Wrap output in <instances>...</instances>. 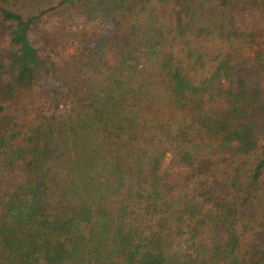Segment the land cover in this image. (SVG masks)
<instances>
[{
  "label": "trees",
  "instance_id": "1",
  "mask_svg": "<svg viewBox=\"0 0 264 264\" xmlns=\"http://www.w3.org/2000/svg\"><path fill=\"white\" fill-rule=\"evenodd\" d=\"M0 264H264V0H0Z\"/></svg>",
  "mask_w": 264,
  "mask_h": 264
},
{
  "label": "rangeland",
  "instance_id": "2",
  "mask_svg": "<svg viewBox=\"0 0 264 264\" xmlns=\"http://www.w3.org/2000/svg\"><path fill=\"white\" fill-rule=\"evenodd\" d=\"M58 17L55 14V12H52L49 14V16H43L41 22L37 26V29L35 30V34L37 36V39L39 41H42L43 38H48L50 36L53 27L57 24ZM72 41V40H70ZM73 46H70L67 48V46H64V52L67 53L68 55L72 53V48Z\"/></svg>",
  "mask_w": 264,
  "mask_h": 264
}]
</instances>
